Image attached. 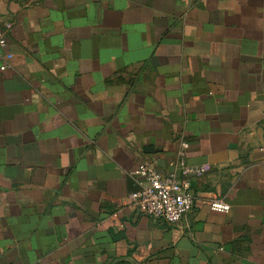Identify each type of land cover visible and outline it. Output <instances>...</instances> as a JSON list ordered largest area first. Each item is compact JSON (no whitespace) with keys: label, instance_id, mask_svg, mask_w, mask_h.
<instances>
[{"label":"crops","instance_id":"1","mask_svg":"<svg viewBox=\"0 0 264 264\" xmlns=\"http://www.w3.org/2000/svg\"><path fill=\"white\" fill-rule=\"evenodd\" d=\"M6 26L0 264H264V0H0ZM181 139L230 210L122 204Z\"/></svg>","mask_w":264,"mask_h":264},{"label":"built area","instance_id":"2","mask_svg":"<svg viewBox=\"0 0 264 264\" xmlns=\"http://www.w3.org/2000/svg\"><path fill=\"white\" fill-rule=\"evenodd\" d=\"M9 26L0 29V57L1 51L7 45ZM7 66L3 65L1 69ZM178 159L172 163L173 171L162 175L148 161H141L130 172L142 180L141 188L130 193L122 204L131 205L141 212L164 220L169 225H177L190 213L195 205L200 204L214 211L228 212L230 204L219 199H197L191 189V177L203 175L207 167L204 165L192 166L187 163L186 156L189 149L187 140H180Z\"/></svg>","mask_w":264,"mask_h":264}]
</instances>
